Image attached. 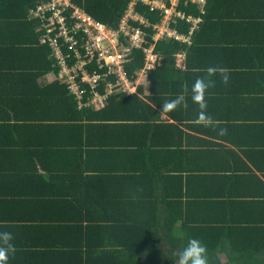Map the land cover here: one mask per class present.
<instances>
[{
  "label": "trees",
  "instance_id": "1",
  "mask_svg": "<svg viewBox=\"0 0 264 264\" xmlns=\"http://www.w3.org/2000/svg\"><path fill=\"white\" fill-rule=\"evenodd\" d=\"M47 1L0 0V186L23 182L39 188L63 185L61 190L39 191L21 198L16 197L19 192H0L2 199L7 198L0 203V233H11L15 248L7 264H179L181 251L192 239L205 247L207 264H264V0H238V12L232 6L235 0H206L207 11L191 46L158 43L156 52L162 58L146 82L140 83L136 95L111 97L103 107L83 111L76 109L56 77L57 59L48 41V36H56V24L30 13ZM71 1L113 29L128 2ZM241 7L246 14L240 12ZM179 52L185 53V76L191 74L203 81L206 78L207 89L221 90L216 92L220 95L216 104L237 94L232 102L241 99L252 105L246 112L251 113L248 121L252 124L242 131L258 139L249 151L256 155L253 159L243 151L238 154L229 150L226 155L231 159L245 164L243 155L249 163L242 171L241 167L231 171L223 188L205 185L203 197L198 195L197 202L191 203L187 202L189 191L182 189V206L177 213L175 197L168 196L164 214L177 218L161 222L155 207L157 195L150 184L158 183V170L133 166L128 174L133 172L134 176L122 178L103 164L104 170L90 172L86 148L66 143L44 148L49 154L66 151L71 170L66 176H50L46 181L36 175L26 180L19 173L12 149L19 146L15 136L20 130L40 144L56 137L55 129L62 125H68L72 142L85 139V128L90 125L87 123L95 120L115 123L107 128L114 129L119 140L128 138L130 128H147L153 111L139 97L154 101L160 92L158 87L183 80L175 81V75L181 72L174 59ZM228 86L237 91L224 90ZM161 97L162 101L171 99L169 93ZM254 129L260 131L254 133ZM235 143L238 150H244L242 144ZM23 156L29 157V151ZM41 171H47V167ZM165 178L161 186L170 192L171 180L178 176L168 173ZM244 185L249 188L246 192L240 190ZM177 219L181 220L180 226ZM158 227L165 237L158 236Z\"/></svg>",
  "mask_w": 264,
  "mask_h": 264
},
{
  "label": "crops",
  "instance_id": "2",
  "mask_svg": "<svg viewBox=\"0 0 264 264\" xmlns=\"http://www.w3.org/2000/svg\"><path fill=\"white\" fill-rule=\"evenodd\" d=\"M238 4V0H235L232 4L237 12ZM241 8L240 12L246 14L247 10L243 7ZM184 58L185 53L182 52L183 61ZM184 68L183 65V68L177 69L181 72H179V75H175V81L183 80L158 87L157 89L160 92L153 97L154 101L139 97L153 113L151 117L149 115L150 120L147 122V128H130L126 139L119 140L116 132L113 131L114 129L109 131L107 127L115 123L100 120L88 122L87 124L90 125L85 128V139L81 137V139L73 140V142L68 125L58 126L55 129L56 137H50L47 142L45 140V143L40 141V144L35 139L29 138L26 132L20 130L18 132L19 136H15L19 146L12 149L13 153L17 155L16 167L19 173L24 174L26 180L28 177L36 175L44 177L46 181L50 176H66L71 171L69 168L70 158L64 154L66 151L58 154H49V152L44 150V148L46 149L45 146L53 149L57 144L73 143L75 146L82 145L83 147L81 148H86L88 151L87 156L89 159L87 160V165L90 172L95 169L104 170L103 164L107 166V169H111L122 176V178L126 175L134 176L133 172L128 174L133 166L149 167L152 172L158 170V183L155 185L152 181L150 182L154 187V193L157 195L155 207L160 212L161 222L164 220L168 222L175 220L177 216L173 217L164 214L168 196L172 197L173 195L175 197L173 206L174 213H177L182 206V189L185 192L189 191L190 198L187 202L191 203L197 202L196 198L198 195H202L201 190L205 185H210L211 188L215 186L217 189L223 188L226 182L224 179L227 176H231V171L237 170L236 167H241L240 170L242 171L245 169L244 165L249 163L245 158L246 156L241 155V158L245 161V164H242L239 160L228 157L226 153L229 150H233L238 154L243 151L247 155H252V152L249 151L252 150L258 141L255 137L249 138L242 131H246V125L252 124L248 121L251 113L246 114L248 112L247 106H252L251 104H246V102L244 104L241 99L232 102V96L237 94L224 98L216 104L217 98L220 96L219 94L216 95V92L221 90L219 88L207 89L208 82H205L207 81L206 78L203 81L191 74L185 76V72L182 71ZM183 76L184 78H182ZM200 84L203 87H200ZM170 85L174 86L169 89ZM224 90H228L229 93L237 91L231 86ZM164 93H169L171 96L169 101H162L163 97L161 96ZM134 95L136 94L131 96ZM173 102H175L176 106L169 110L166 106ZM255 107L256 113H259V108ZM76 109L83 111L77 107ZM102 124L105 126H101ZM251 131L257 133L260 130L254 129ZM261 135H257L260 140L262 139ZM230 142L242 144L244 150H238ZM26 151H29V157L23 156ZM110 152L115 153L110 154ZM140 152L143 153V156L139 154ZM255 155H252L251 158L254 159ZM138 157L145 160L149 159V161H136L139 159ZM224 157H226V160H224ZM44 166L47 167V171H41ZM172 166L175 170H170ZM198 172L202 173L200 175H207V177L200 178ZM168 173L178 176V179L171 180L174 182L170 183V192L165 189L166 187L161 186L167 179H164V177ZM189 175L191 177H187ZM50 185L53 188L49 187ZM184 185L186 186L184 187ZM246 186H242L240 190L246 192L249 189ZM62 188L63 185L60 183L49 184L48 187L41 186L39 188L33 183L23 182L22 184L17 183L12 187L0 186V192H3V190L19 192L16 197L21 198L22 196H33L39 191H56ZM27 192L32 193L28 195ZM148 196H151V191L148 192ZM6 201L7 198L2 199L0 196V203L4 204ZM198 206L199 204L197 203L195 207L197 208ZM2 211L3 209L0 208V214ZM203 211L205 212L204 209ZM33 213V215L36 214L35 211ZM197 217L199 216H195L194 219ZM176 222L177 226H180L181 220L177 219ZM156 230L158 236L165 237V234H163L164 236L162 233L160 234V227L156 228Z\"/></svg>",
  "mask_w": 264,
  "mask_h": 264
},
{
  "label": "built area",
  "instance_id": "3",
  "mask_svg": "<svg viewBox=\"0 0 264 264\" xmlns=\"http://www.w3.org/2000/svg\"><path fill=\"white\" fill-rule=\"evenodd\" d=\"M206 5V0H128L115 29L71 0H49L30 13L56 24L55 38L48 36L57 59L56 77L84 110L103 107L111 97L136 94L162 58L156 45L191 46ZM174 57L175 67L183 68L182 52Z\"/></svg>",
  "mask_w": 264,
  "mask_h": 264
},
{
  "label": "clouds",
  "instance_id": "4",
  "mask_svg": "<svg viewBox=\"0 0 264 264\" xmlns=\"http://www.w3.org/2000/svg\"><path fill=\"white\" fill-rule=\"evenodd\" d=\"M227 78L225 77V82ZM203 87L202 84L199 85ZM176 106L175 102L166 107L171 110ZM203 107V105H201ZM203 119V117H201ZM13 237L9 232L0 233V264H7L10 255L15 251L12 243ZM179 264H207L206 249L199 240L192 239L179 255Z\"/></svg>",
  "mask_w": 264,
  "mask_h": 264
}]
</instances>
